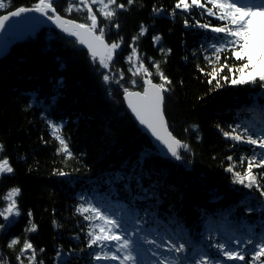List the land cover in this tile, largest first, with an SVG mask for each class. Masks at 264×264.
Segmentation results:
<instances>
[{"label":"trees","instance_id":"16d2710c","mask_svg":"<svg viewBox=\"0 0 264 264\" xmlns=\"http://www.w3.org/2000/svg\"><path fill=\"white\" fill-rule=\"evenodd\" d=\"M0 2L5 5L2 14L18 6L31 7L38 0ZM118 2L126 4L127 0ZM175 3L135 0L118 10L113 21L97 12L101 26L107 25L106 41L123 38L111 65L112 74L124 72L121 84H105L106 70L98 61L74 39L53 29L42 28L16 42L0 58V144L4 146L0 159L8 158L14 169L0 175V209L6 207L4 197L11 188L21 189L17 197L21 215L0 232L4 264H19L16 257L25 239L32 242L37 261L43 264H95L92 256L99 249L87 246L90 222L76 212L81 203L88 202L122 218L129 232L139 229L141 264H155L151 252L156 248L147 243L150 240L186 242V251L170 258L179 256L178 264H188L199 258L197 254L215 253L208 245L228 237L264 235V196L255 188L233 183L232 173L225 170L232 163L228 156L234 161L251 156L253 146L226 138L221 131L239 125V131L247 127L261 134L264 88L224 84L223 80V87L217 88L214 81L209 84L210 77L199 69L211 71L205 56L211 55L214 34L196 21L219 22L195 8L172 15ZM68 6L69 0H56L60 15L86 21V10L66 14ZM153 6L163 11L154 12ZM141 25L147 31L139 36ZM134 36H139L135 46L153 73L151 79L161 82L153 67L158 62L171 81L164 112L170 132L189 146L179 150L181 159L158 154L124 108L123 87L142 90L140 76L135 77L137 86H130L133 77L126 57ZM154 36H160V41L154 42ZM161 49L171 51L165 54ZM227 74V70L222 73ZM49 120L63 124L71 157L57 152L59 143L51 134ZM246 167V162L237 164L235 170L242 172ZM57 170L66 175H56ZM30 220L37 225L35 232L26 231ZM0 223H5L3 217ZM14 237L19 242L9 248ZM27 255L30 252L21 257L24 264H28ZM256 264H264V257Z\"/></svg>","mask_w":264,"mask_h":264},{"label":"snow or ice","instance_id":"6c2138e0","mask_svg":"<svg viewBox=\"0 0 264 264\" xmlns=\"http://www.w3.org/2000/svg\"><path fill=\"white\" fill-rule=\"evenodd\" d=\"M135 0H127V3H119L118 0H69V6L65 9L66 14H70L73 10H86V21L83 23L77 20L68 19L60 15L55 7L56 0H38L33 6H18L14 10L8 11L6 15H0V30H4L7 26L6 22L13 17H20L22 14L39 13L46 17L49 21L56 25L62 32L76 38L78 43L85 45L88 49L90 57L94 62L98 61L100 68L106 71L102 75L105 84L115 82L121 84L124 78V72L118 71L112 74L111 65L117 50L120 49L123 38L119 41L108 43L105 39L106 27L101 26L97 16L99 15L106 21H113L118 10L125 9L127 6L133 5ZM208 5H211L210 7ZM96 6V11L93 10ZM5 7L4 3L0 2V9ZM199 9L201 15L207 14L214 17L219 23H201L196 21V25L200 28L210 31L214 34L212 39L211 55L205 56L208 65L211 66V71L205 72L204 68L199 70L207 77L209 84L215 82L217 88L223 87L224 84L231 85H246L259 84L264 88V0H176L171 14L174 15L176 10L190 13L193 9ZM154 12L163 11L162 8L153 6ZM189 21L185 20L187 26ZM119 28L120 25H114ZM147 28L141 25L139 36L144 35ZM139 36L132 38L131 52L126 57L131 64L129 71L132 73L133 79L130 81V86H137L135 77L142 78L143 91H132L129 87H123L125 99L132 112L142 125L149 129L153 136L156 137L177 159H181L180 149L188 150L189 146L177 139L165 120L164 102L165 93L170 91L167 87L171 84L169 78L160 70V64L153 62V67L156 70L160 83H153L151 77L153 73L145 66L143 58L138 55L135 42ZM160 36H154L153 41L159 42ZM163 53L171 51L170 49L160 50ZM207 52L208 49H205ZM223 56V61L221 57ZM231 61V63H229ZM219 65V66H217ZM199 67V66H198ZM227 70V75H222ZM119 75L120 79H116ZM49 128L53 138L58 141L59 147L57 152L65 157H71L72 152L69 148L68 139L62 135L63 124L48 121ZM217 127H220L217 125ZM239 125L231 128L230 131H223V135L233 141L241 144H249L253 146V154L251 156H240L238 161H234L232 156H228L229 163L225 169L233 175V183L243 185L248 189H257L261 196H264V129L261 134L250 132V129L245 127L243 131H239ZM259 148L261 152L256 153L255 149ZM4 150V146L0 144V153ZM247 167L244 170L236 171L237 164ZM254 169L256 171H254ZM14 169L10 165L8 158L0 159V175L13 173ZM56 175H66L65 172L57 170ZM19 187L11 188L6 196V207L0 209V217H3L5 223H0V232L6 227L14 223V218L21 215V210L17 203V197L20 195ZM252 211V208H248ZM76 212L89 221V234L87 246L89 248L99 249L94 251L92 256L95 264H101L102 261H117L118 264H141L138 254L139 229L129 232L124 225L122 218L116 217L115 214H107L101 208L96 207L91 202L87 204L81 203ZM31 217V211L28 212ZM55 223V222H54ZM139 224V221H136ZM27 232H35L37 225L29 221ZM19 242L18 237H14L9 242V248H13ZM149 245H154L156 250L151 252L155 259V264H178L180 257L175 259L170 258L171 254L184 253L186 251V242L177 243L169 239L166 243H157L156 240L147 241ZM112 245V247H108ZM208 247L215 248V253L204 252L203 255L197 254L198 259H193V264H256L264 257V235L258 239L249 237L242 239L239 237H228L223 242L210 244ZM161 249H166L161 251ZM43 252L44 249H40ZM28 264H43L42 261H37L36 249L32 242L28 239L23 241L20 252L17 254L19 264H24L26 253ZM250 254V257H249ZM61 253L57 252V257ZM246 257H249L246 259ZM188 258L184 257L186 261ZM0 264H4V258L0 256Z\"/></svg>","mask_w":264,"mask_h":264},{"label":"water","instance_id":"95a60500","mask_svg":"<svg viewBox=\"0 0 264 264\" xmlns=\"http://www.w3.org/2000/svg\"><path fill=\"white\" fill-rule=\"evenodd\" d=\"M6 14L7 12L2 13L0 15H6ZM6 24H7L6 28L4 30H0V58L8 54L13 44H15L18 41L24 40L29 35L36 34L42 28L53 29L56 32L68 38L74 39L78 47L83 48L88 52L87 47L85 45L78 43L75 37L69 36L68 34L62 32L58 27H56L55 24L49 21L46 17L41 16L39 13L33 12V13L22 14L20 17H13L11 18L10 21L6 22ZM153 83L156 82L153 81ZM132 91H143V88L142 90H132ZM121 97L124 103L125 110L133 119V121L136 123V125L139 127V129L147 136V138L150 141V144L157 150L158 154H160L163 157H172L171 153L168 152L167 148L160 141H158L155 136L152 135L151 131L147 129L145 125H142L140 121L137 119L136 115L132 112L131 108L128 106V102L125 99L124 92L122 93Z\"/></svg>","mask_w":264,"mask_h":264},{"label":"rangeland","instance_id":"374dc122","mask_svg":"<svg viewBox=\"0 0 264 264\" xmlns=\"http://www.w3.org/2000/svg\"><path fill=\"white\" fill-rule=\"evenodd\" d=\"M188 264H193V262L192 263L189 262Z\"/></svg>","mask_w":264,"mask_h":264}]
</instances>
